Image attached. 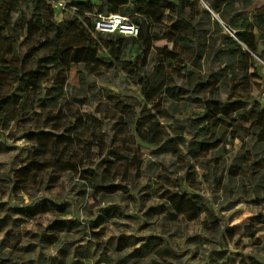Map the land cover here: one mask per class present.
Instances as JSON below:
<instances>
[{"label": "rangeland", "instance_id": "1", "mask_svg": "<svg viewBox=\"0 0 264 264\" xmlns=\"http://www.w3.org/2000/svg\"><path fill=\"white\" fill-rule=\"evenodd\" d=\"M68 1L73 8L67 16H72L78 0ZM135 1L128 0L125 8L108 0L102 14L113 9L132 18L127 13ZM185 7L197 33H185L189 47L175 39L177 15L167 12L150 47L126 38L120 43L124 58L117 63L108 49L86 46L80 62L89 74L87 84L80 83L78 66L69 73L75 105L87 120L104 124L109 142L123 140L122 129L130 133V146L122 144L120 150L133 164L120 193L105 196L92 181L82 179L109 156L92 145H79L65 155L64 144L56 140L47 145L50 166L31 179V187L12 190L32 141L18 125L0 129V264H254L252 259L264 264V175L254 181L229 174L234 160L253 150L255 138L227 136L220 167L215 166L218 156L196 161L188 150L196 140L189 127L199 123L208 102L228 106L242 100L247 107L260 102L264 109L260 36L247 74L219 55L226 50L225 35L238 41L224 18H237L241 12L252 20L264 11V0L240 2L234 9H227L224 0H189ZM96 15L81 11L82 17ZM188 72L196 78L190 81ZM174 87H187L176 90L178 100L171 95ZM179 137L185 145L159 153L166 139ZM256 157L264 160V153ZM38 203L45 205L33 217L22 213ZM63 204L74 210L68 218L59 217L66 209L57 213L53 207ZM109 208L113 212L104 213ZM52 226L64 228L51 235ZM158 239L165 247L161 252L146 245Z\"/></svg>", "mask_w": 264, "mask_h": 264}, {"label": "trees", "instance_id": "2", "mask_svg": "<svg viewBox=\"0 0 264 264\" xmlns=\"http://www.w3.org/2000/svg\"><path fill=\"white\" fill-rule=\"evenodd\" d=\"M107 1L100 0L101 4H97L94 0H78V10L72 16H67L70 11L68 9L64 19L58 21L50 0H0V129L10 130L18 125V131L27 133L32 141L31 154L27 163L16 173L12 190L31 187V179L50 166L51 160L46 155V150L48 143L55 140L64 144L65 155L79 145H92L100 155L110 157L109 160L102 161L89 176L82 177L92 181L94 188L103 195H114L126 189L121 186V182L128 174L127 167L133 164V159L129 158L127 152H121L120 146H130V133L122 129L124 139L116 142L112 138L109 142L104 124L87 120L75 105L78 100L70 93L68 82L70 71L78 66L79 81L87 84L89 74L80 62L86 46L108 49L117 63L124 58L120 43L126 38L119 37L113 41L108 38L112 34L96 31L95 18L81 16V11L104 13ZM127 1L117 0L118 6L127 8ZM187 1L189 0H136L133 10L125 13L132 17L130 19L139 27L140 34L137 38L130 39L150 47L155 29L164 23L167 12H173L177 15V20L172 33L184 47H189L190 36L185 33H197L193 22L186 16ZM248 1L224 0V3L227 9H234L238 3ZM112 11L110 9L107 14L115 13ZM235 16L237 18H224V21L235 32L238 41L225 35L226 50H220L219 55L225 57L230 65L240 66V72L247 74L254 65L252 52L258 51V36L264 41V11H257L252 20L241 12ZM239 42L248 50H244ZM43 52L44 55H41ZM187 78L191 81L196 75L188 72ZM16 86H20L21 90L16 91ZM183 88L187 87L170 88L171 95L176 98L174 100L179 97L176 90ZM124 113L129 115L126 111ZM189 128L196 134L195 142L188 147L191 158L208 161L210 156H218L215 159L216 167L225 164L221 158L224 157L227 136L241 140L254 137L253 150L240 154L229 169V174L232 179L246 176L254 181L264 175V160L256 157L260 152L264 153V109L260 102L247 107L242 100L231 101L228 106L212 100L208 102L199 123H193ZM236 132L239 135H235ZM183 141L181 137L168 138L159 148V153L172 152L175 147L185 145ZM253 157L254 162L251 161ZM263 183L258 187H262ZM43 205L45 203H38L35 208H27L22 213L33 217L37 208L40 210ZM53 207L57 213L67 210L60 214V218H68L74 211L64 204ZM43 209V212L50 210L49 206ZM105 212L111 213L113 208L104 210ZM63 228L61 230L52 226L48 231L53 235V232L63 231ZM127 240L130 241V238ZM146 245L156 248L157 252L165 249L159 239ZM251 261L258 264L254 259Z\"/></svg>", "mask_w": 264, "mask_h": 264}, {"label": "built area", "instance_id": "3", "mask_svg": "<svg viewBox=\"0 0 264 264\" xmlns=\"http://www.w3.org/2000/svg\"><path fill=\"white\" fill-rule=\"evenodd\" d=\"M55 9L58 21L64 19L65 13L72 8L68 0H50ZM95 29L103 34H112L123 38H137L140 34L139 27L127 16L118 13L95 16Z\"/></svg>", "mask_w": 264, "mask_h": 264}]
</instances>
